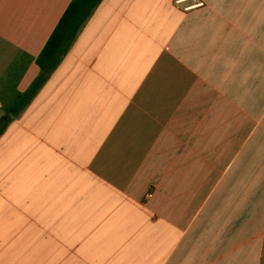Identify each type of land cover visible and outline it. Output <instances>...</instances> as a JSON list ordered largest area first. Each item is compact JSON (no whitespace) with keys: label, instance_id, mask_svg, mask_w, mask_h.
Here are the masks:
<instances>
[{"label":"crops","instance_id":"obj_1","mask_svg":"<svg viewBox=\"0 0 264 264\" xmlns=\"http://www.w3.org/2000/svg\"><path fill=\"white\" fill-rule=\"evenodd\" d=\"M71 0H0V264H264V0H102L34 99Z\"/></svg>","mask_w":264,"mask_h":264},{"label":"trees","instance_id":"obj_2","mask_svg":"<svg viewBox=\"0 0 264 264\" xmlns=\"http://www.w3.org/2000/svg\"><path fill=\"white\" fill-rule=\"evenodd\" d=\"M101 2L102 0H71L37 57L36 63L40 69L38 77L28 90L19 96L10 113L17 115L34 99L67 55L80 30ZM3 129L0 126V134Z\"/></svg>","mask_w":264,"mask_h":264}]
</instances>
